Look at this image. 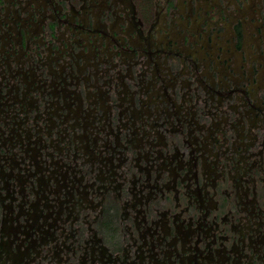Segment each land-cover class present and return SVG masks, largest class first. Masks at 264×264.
Returning <instances> with one entry per match:
<instances>
[{
	"label": "flooded vegetation",
	"instance_id": "flooded-vegetation-1",
	"mask_svg": "<svg viewBox=\"0 0 264 264\" xmlns=\"http://www.w3.org/2000/svg\"><path fill=\"white\" fill-rule=\"evenodd\" d=\"M132 14L134 12L129 11L124 0H0V264H264V259L257 253L258 249H264V234H259L253 226L254 219L260 218L263 212L260 201L257 199L259 202L248 214L234 217L236 223L226 228L220 225L227 224L222 215L219 223V214L213 220L209 219L212 197H207L209 200L206 201V195L200 194L208 186L215 189L217 180L220 177L224 179L226 173L230 182L234 180L235 186H242V175H230V170L226 169L240 170L242 165L233 167L220 161L221 152L228 147L222 132H212L217 124L210 131L214 136L210 133L203 135L200 138L202 144L190 151L191 159L186 163L178 159L175 164L169 159L159 161L156 157L149 158L148 154L144 160L140 157H117V166L120 168L126 163L127 167L121 171L123 181L120 183L115 170L107 168L116 165L113 159L118 149H134L127 134L120 135L130 128V123L134 127L135 119L142 117L144 112L138 115L131 112L132 115L126 116L127 122L121 124L122 113H104L105 93L100 91L99 85L93 94V103L89 100V90L77 93L73 87H79L92 76L83 73L84 70L90 72L92 66L97 68L95 82L109 87L113 80L109 75L115 67L113 61L126 55L117 43L120 38L125 43V38L120 36L123 28L120 25L116 30V25ZM134 29L132 26L131 31ZM129 43L133 45L130 40ZM136 55L134 52L127 57L132 60ZM125 71V74L119 72L116 76H129L131 80L132 69L126 67ZM170 77L172 79V75ZM151 79L155 80L154 74ZM150 83L155 84L154 81ZM59 87L62 88L61 93ZM65 87L72 89L66 91ZM72 92L77 96H71ZM117 92L120 102L114 105L117 104L118 109L126 103L127 96L130 107L136 109L138 104V110L143 109L141 96L138 101L134 100L137 93L145 92L143 87L139 91H131L126 85L122 97L118 96L122 93ZM207 93L212 106L216 98H219V104L222 103L223 94L217 91ZM60 101L66 103L67 115L76 112L72 105L77 102L80 110L86 108L85 116H75L83 122L78 124L80 120H77L70 128L65 124L66 118L65 123L58 119L57 111H50V107L53 102L59 105ZM247 105L248 102L243 104L244 108ZM254 109L251 112L244 109V115L252 117L249 113ZM51 113L57 118H51ZM192 114L196 112L192 111ZM54 119L58 121L56 125ZM63 124L65 127L57 131V126ZM69 128L75 131L69 133ZM187 129V132H192L189 126ZM57 140L60 143L65 140L59 151L53 144ZM198 151L202 153L201 167L210 174L212 181L205 180L201 185L197 179V189L190 191L191 183L184 185V178L190 177L192 168L198 165L200 157L192 156ZM207 158L210 160L206 162ZM141 161L144 166L139 165ZM170 166L176 172L174 178L180 177L173 185L166 183L167 178L164 177ZM182 166L187 167L185 171ZM78 167L85 170L83 174L86 176ZM131 171L135 180L143 178L140 197H136L135 180L128 179ZM192 173L197 176V171ZM158 180L167 191H176L177 201L188 198V206L168 217L169 213L162 211L163 205L157 204L159 197L169 200L167 192L157 185ZM88 186L102 190L103 197L108 194L109 198L100 200L102 209L93 220L87 219L90 208L84 195ZM117 188L121 189L118 197L121 192L124 195L123 204L113 197ZM144 190H148L147 193ZM218 194L222 197L224 192L215 190L214 196ZM234 195L235 202L231 198L227 209L222 210L223 216L231 215L239 205L238 201H243V195L238 192ZM223 200L228 199L223 197ZM179 206L178 203L176 207ZM191 207L201 214L194 213L190 219L180 220V216L188 213ZM14 221L22 238L15 237V232L14 237L8 232L12 225L7 222ZM77 222L79 224L75 228ZM110 222L120 228L114 239L107 234ZM125 224L129 231L127 237L124 236ZM160 225L165 233L160 231ZM226 229L233 231L234 235H223L221 231ZM236 229L242 231L239 236L235 235ZM245 239L249 243H245ZM105 241L111 247H106ZM225 241L232 242L230 249H227ZM246 245L254 248L252 255L238 250ZM108 248L113 253H109ZM254 258L255 262L251 261Z\"/></svg>",
	"mask_w": 264,
	"mask_h": 264
},
{
	"label": "rangeland",
	"instance_id": "rangeland-1",
	"mask_svg": "<svg viewBox=\"0 0 264 264\" xmlns=\"http://www.w3.org/2000/svg\"><path fill=\"white\" fill-rule=\"evenodd\" d=\"M124 3L129 11L134 12V14L116 25V30L120 25L123 28V34H120V36L125 38V43L121 38L118 39L117 43L126 55L122 59L118 58V60L113 61L115 67L109 71V75H112L110 79H113L109 87H106L107 85L103 87L100 85L101 83L95 82L96 76L94 73H97V68L95 69L93 66L90 72L83 71L85 75L90 73L92 76L87 81H83V84L81 83L79 87H73L77 93L89 90L91 95L89 100L92 102L95 99L93 94L96 93L99 85L100 91L106 95H104L103 100L105 102L104 113L110 115L112 113H122L121 124L127 122L126 116L132 115L131 112L134 115H138L141 111L144 112L142 117L135 119L134 127L130 123V128L126 132L124 130L120 135L122 137L127 134V138L131 140V146L134 149L130 151L125 150L127 148L118 149L113 159V164L116 165L107 168L115 170V174L120 177V180H118V183H120L123 181L121 171L127 167L126 163H123L119 168L117 157H121V159L127 156L131 158L140 157L144 160L145 155L148 154L149 158L156 157L159 161L169 159L173 160V164H175L178 159L186 163L191 159L190 151L202 144L200 138L202 139L203 135L206 136L210 133L214 136L213 133L222 132V137L226 141L225 146L228 148H224L225 151L221 152L220 161L221 163H230L233 167L241 164L240 170H233L231 167L226 169L230 170V175L237 173L242 175L243 181L241 182L242 186L238 188L234 185V180L229 181L226 173L224 179L220 177L217 180L215 189L208 186L207 189L200 192L202 196L206 195V201L209 200H207V197H212V207L208 217L213 220V217L219 214L217 220L219 223L220 215H222V219L227 224L221 223V227L230 228L231 223H236L235 218L251 212L255 203L260 201L263 212L259 216L260 218L256 217L254 219L253 226L258 229L259 234H264V0H124ZM102 22L104 23V20ZM132 26H135L133 31H131ZM129 40L135 48L129 43ZM134 52L137 55L132 60L129 59L127 55ZM119 60L123 61L124 65ZM136 62L139 64H136ZM132 63L133 66H131ZM126 67L132 69L131 80H129V76H116L119 72L125 74ZM153 74L155 80L151 79ZM171 75L174 80L169 79ZM98 78V82H100L101 76L99 74ZM151 81H154L155 84L150 83ZM126 85L130 87L131 91H139L142 87L144 88L145 92L143 94L137 93L134 98L138 101L141 96L143 109L138 110V104L136 106L137 110L133 106L130 107L128 96L126 97V103L124 102L119 109L117 108V104L120 102L117 100V91L122 93L118 95L122 97ZM65 88L66 91L69 88L72 89L71 87ZM58 89L61 93L62 88L59 87ZM107 89L113 92H108ZM206 91H217L223 94L222 103L219 104V98H216L214 101L215 107L212 106L207 98L208 93L205 94ZM107 95L109 98H107ZM157 95L158 99L156 98ZM71 96L75 97L77 95L72 92ZM66 99L68 103V98ZM112 99H114V102L111 101ZM247 102L248 105L244 108L243 104L246 105ZM114 103L117 104L114 105ZM65 104L62 101L59 102V105L53 102L50 111L54 113L57 111L58 119L64 121V123L66 118L65 124L70 128L75 125L77 120H80L77 121L78 124L82 123L80 117L85 116L86 108L80 110L77 102L72 105L73 110L75 109L76 112L67 115ZM250 104L253 106H249ZM85 106L87 107V104ZM110 106L113 108L110 109ZM229 106H234V108L230 109ZM253 108H255L254 111L249 113L252 117L247 118L244 115V109L251 112ZM192 111H195L196 114L193 115ZM208 112L210 114H207ZM50 115L51 118H57L54 117L53 113ZM69 116H71V119H69ZM53 122L55 125L58 123L57 119H54ZM65 124L58 125L56 130H62ZM216 124L217 128L211 133L212 126ZM188 126L192 131L191 133L187 132ZM74 131V129H70L69 133ZM54 133L56 134L55 130ZM59 133L57 132V134ZM63 133L66 134L67 132H61V134ZM64 142L65 140L62 143L59 140L54 142L55 149L59 151ZM243 149L245 150L242 154ZM195 155L200 157L198 165L192 168L189 174L190 177H183L184 185L191 183L190 191L197 189V179H199L201 185L205 180L206 182H209V179L212 181L210 174H207L201 167L202 153L198 151L192 154V156ZM104 157H107V154ZM227 157L230 159L226 160ZM209 160L207 158L206 162ZM129 164L132 165V163ZM139 165L144 166L142 161ZM80 167H78L80 172L82 174L86 173ZM169 168L170 170H167L164 176L167 178L165 182H169V185H173L175 181L178 183L180 177L174 178L176 172L172 170L173 167L170 166ZM186 168V166H182L181 169L185 171ZM137 169L138 167L134 171L136 172ZM196 171L197 176L195 177L192 172ZM131 173L133 174V171L128 174V179L135 180ZM83 175L86 176V174ZM145 175L144 172V178ZM142 181L143 178L140 179L139 177L135 180L136 197L141 196ZM158 181L159 184L157 185L162 188L161 190L167 192L169 200L166 201L159 197L157 204L163 205L162 211L169 213L168 217L179 213L181 209L188 206V198L177 201L176 191L174 189L167 191L165 185H161L162 181ZM120 190V188H117L113 193V197L123 204V193L121 192L120 197H118ZM215 190H222L224 195L222 197L219 194L214 196ZM86 191L87 194L84 197L86 198V205L90 208L89 212L87 211L89 214L87 219L93 220L102 209V205L99 203L100 200L109 198L108 194H104L105 197H103L102 190L97 191L90 186L86 188ZM147 191L144 190L145 193ZM236 192L243 195V201L241 199L238 201L239 205L236 206L235 212L223 216L222 210L227 209L231 198L234 200L232 202H235L234 194ZM244 192H246L245 195ZM178 196L180 195L178 194ZM223 197L228 200H223ZM178 203L180 206L176 207ZM204 205H207V203L204 202ZM194 213L196 215L201 214L191 207L188 213H183L180 216V220H188ZM7 224L12 225L8 229L11 236L15 232V237H23L20 230L16 231L17 222H7ZM78 224L79 222L74 224V227L77 228ZM159 229L162 233H165L161 225ZM119 231L120 228L115 223L110 222L108 224L107 234H109V238L114 239L120 233ZM124 232V236H129L126 224ZM134 232L137 236L138 232L135 229ZM236 232L235 235L237 236L242 233L239 229H236ZM221 233L227 237L234 235V232L228 229L225 232L222 230ZM99 235L101 236V234ZM217 235L219 236L220 233ZM257 238L259 239L260 236ZM106 239L108 240L107 237ZM15 241L13 242L15 243ZM224 243L227 249H230L232 242L225 241ZM245 243H249V240L245 239ZM104 244L106 247H111L107 241ZM201 248H203V244ZM238 250L243 251L242 253L248 256L254 253V248H250L248 245L245 248L239 247ZM258 251L257 253L264 259V249H258ZM108 252L113 253L111 248H108ZM262 259L260 262H262ZM251 261L255 262V258Z\"/></svg>",
	"mask_w": 264,
	"mask_h": 264
}]
</instances>
